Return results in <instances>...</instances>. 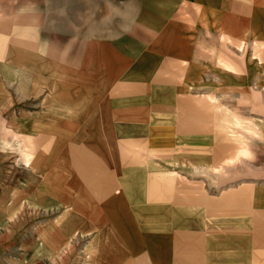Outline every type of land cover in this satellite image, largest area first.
<instances>
[{"label": "crops", "instance_id": "obj_1", "mask_svg": "<svg viewBox=\"0 0 264 264\" xmlns=\"http://www.w3.org/2000/svg\"><path fill=\"white\" fill-rule=\"evenodd\" d=\"M52 1L0 0V256L20 246L9 264H190L188 219L126 202L139 174L126 166L142 128L139 67L118 70V55L101 52L119 47L86 27L63 39L43 28L61 16L45 10ZM227 238L237 245L205 264L253 258L252 236Z\"/></svg>", "mask_w": 264, "mask_h": 264}, {"label": "rangeland", "instance_id": "obj_2", "mask_svg": "<svg viewBox=\"0 0 264 264\" xmlns=\"http://www.w3.org/2000/svg\"><path fill=\"white\" fill-rule=\"evenodd\" d=\"M44 7L61 11L41 19L46 30L63 39L86 27L94 42L119 47L101 52L118 55V70L140 69V141L126 150V166L139 174L126 178V202L157 204L144 212L152 218L167 204L174 220L188 219L190 264L235 247L226 237L237 234L253 239V258L241 261L264 264V0H54ZM244 143L252 155L233 160ZM9 248L1 264L21 256L20 246Z\"/></svg>", "mask_w": 264, "mask_h": 264}, {"label": "bare ground", "instance_id": "obj_3", "mask_svg": "<svg viewBox=\"0 0 264 264\" xmlns=\"http://www.w3.org/2000/svg\"><path fill=\"white\" fill-rule=\"evenodd\" d=\"M252 133H254V132H252ZM234 134L239 135V134H238L237 132H235V131H234ZM239 136H240V135H239ZM250 155H252V151H251V149L249 148V145H246V144L244 143L243 146H242L239 150H237V152L235 153L233 160H234V159H238V158H240L241 156L249 157ZM231 161H232V159L229 160L228 162L230 163Z\"/></svg>", "mask_w": 264, "mask_h": 264}]
</instances>
